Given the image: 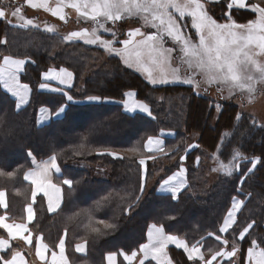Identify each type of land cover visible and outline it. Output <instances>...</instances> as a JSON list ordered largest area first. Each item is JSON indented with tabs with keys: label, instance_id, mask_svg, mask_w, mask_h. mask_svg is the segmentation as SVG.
Returning <instances> with one entry per match:
<instances>
[{
	"label": "trees",
	"instance_id": "obj_1",
	"mask_svg": "<svg viewBox=\"0 0 264 264\" xmlns=\"http://www.w3.org/2000/svg\"><path fill=\"white\" fill-rule=\"evenodd\" d=\"M226 5L222 2L213 4L218 19L226 20ZM251 14L247 10L234 9L232 18L245 23L253 19ZM189 20L185 23L188 24ZM120 23L119 29L124 30V22ZM23 29L0 18V40L6 41L0 44V58L3 55L24 56L35 61L27 64L22 75V79L33 89L26 107L17 111L15 99L0 83V170L5 173L0 175V190L7 191V211L12 218L23 217L31 194V186L23 177L25 170L32 166V158L28 155L31 151L37 159L55 154L63 170L61 178L74 182L71 191L64 186V201L57 212L50 213L44 199L39 197L32 224L34 231L52 250L57 249L60 238L66 236L67 255L72 264H106L107 253L138 250L139 245L146 242L147 229L152 223L163 225L167 233L186 239L190 245L199 242L203 246L205 260L211 259L224 246L231 251L235 242L240 248L238 260L225 258V264H243L252 239L264 247V123L260 124L257 119L248 116L237 120L239 104L232 99L222 98L217 103L210 96L197 94L191 86L182 84L152 86L141 75L126 68L117 56H111L102 66L103 51L83 41H66L62 35L29 28L26 31L30 30L47 41L64 42L65 45H60L64 47L62 53L50 54L35 46L26 50L15 46L18 48L15 51L11 49L14 47L11 46V35H30L21 34ZM51 65L73 71L75 84L65 91L82 101L69 102L62 117L37 126L40 107L47 106L56 111L66 102V98L59 93L39 90L41 74ZM112 69L114 72H111ZM129 89L137 90L140 97L148 99L152 116L127 114L118 103L95 104L87 103L85 99L89 95H98L122 100L123 93ZM175 94L186 95L183 106L172 108L169 113L166 112L167 115L163 108L154 107L156 100L153 97ZM217 104L222 111L217 110ZM201 125L206 126V130ZM162 128L173 130L174 135L167 136L166 144L173 146L175 155L185 153L191 169L197 163L196 158L204 152L215 153L212 157L218 158V169L219 161L229 164L235 151L249 159L236 161L240 168L230 176L219 170L218 177L212 179L214 183L206 186L203 193L196 189L188 192L187 189L177 199L156 191L144 194L143 190L141 193L142 166L135 152L130 154L127 151L134 148L142 150L145 139L159 134ZM192 133L199 134L196 141L199 147L189 148ZM104 150L118 152L122 156L115 158L98 154ZM253 157H260L261 162L248 172ZM172 159L174 162L168 164V171L178 166V160L175 157ZM81 163L99 165L110 175L108 178L96 177L91 170L80 167L78 164ZM155 167L157 162H148V177L152 176ZM7 173H14L15 176L8 177ZM236 196L245 199L244 206L232 229L221 233L219 228L232 198ZM253 221L255 224L245 239H236L239 231ZM94 228L99 231H93ZM216 236L227 239L229 244L224 245ZM81 242L86 243L85 254L76 250V245ZM168 252L176 264L204 262L189 260L187 253L176 246H169ZM119 264L127 263L120 258ZM144 264L156 263L148 261Z\"/></svg>",
	"mask_w": 264,
	"mask_h": 264
},
{
	"label": "snow or ice",
	"instance_id": "obj_2",
	"mask_svg": "<svg viewBox=\"0 0 264 264\" xmlns=\"http://www.w3.org/2000/svg\"><path fill=\"white\" fill-rule=\"evenodd\" d=\"M219 2V0H213ZM33 8H44L50 11L53 16L59 17L60 20L65 19L64 8L69 7L75 9L76 12L84 17L86 20L94 21L97 27L93 28L91 32L87 28H82L79 31H72L66 37L67 41L82 40L87 45H98L104 48L107 52L115 54L122 58L123 63L129 68L135 67L138 71H143L147 74V79L152 85L157 84H170V83H183L188 86H194L199 89L200 83L197 76L204 78L205 82L209 85L216 83L219 85L227 86L230 94L235 91L247 90L249 93L255 91V83L257 80L264 81V61L259 57H264V5L259 3H252L251 0H228L227 11L224 13L226 22H218L212 15L209 14L205 4L201 0H60L56 7H50L47 0H27ZM234 9L247 10L256 14L255 19L248 20L246 23H238L232 18ZM21 12L20 8H16L11 15L18 16ZM143 15L145 24H150L153 29H158L159 33L151 32L145 34L141 28L130 29L126 35L128 38L118 40L116 33L106 23L111 22L115 24L117 21H122L125 16H140ZM149 15L151 19H149ZM185 17L191 18V28L195 30L198 36V43L193 42L191 37L182 32L181 23ZM6 12L0 9V18H5ZM22 18V17H21ZM23 19V18H22ZM11 23V21H8ZM34 25L32 19H27L23 26ZM98 29H103L106 33H112L113 39H104L98 33ZM53 27H46V31L52 32ZM140 36L143 39L134 40L133 38ZM171 38L172 41L179 43L182 46L183 56L187 59L184 61L187 65V72L191 75L181 79L178 75L179 69H173L170 74L166 71V66L171 60V53L174 48H165L164 37ZM6 43L5 40H0V44ZM119 43L122 48L115 47ZM154 67H149L146 63ZM26 59L13 58L10 55L3 57L0 63V81L3 82V89L10 93L15 98V108L19 111L23 106L30 103V94L33 89L29 83L21 81V73L25 71ZM35 63V61H32ZM154 70L158 72V76L154 74ZM171 75V79H169ZM42 81L39 84V90H48L53 93H59L66 98V101H73V96L65 91V87L71 88L74 74L72 71L65 67H60L59 70L49 68L41 74ZM159 77V78H158ZM57 81L59 85L64 87H52L47 81ZM197 94L199 92L197 91ZM125 97L131 98L135 96L132 91L123 93ZM87 103H110L108 97H101L98 95H89L86 98ZM123 108L126 112H141L152 116V111L149 105L143 101L125 99L122 102ZM217 110L222 111L219 104L215 105ZM39 117L37 119V126H42V121L48 119L45 113H49L46 107L38 109ZM66 112V106L61 107L57 112L50 113L56 117H60ZM240 113L237 114L236 119H241ZM162 141L154 136H148L144 145L149 151L159 150L163 151L160 147ZM199 147V145H190L189 148ZM130 151L138 152L139 149H131ZM100 155H110L115 158H121L119 153L104 150L98 152ZM29 157L33 158L35 168L27 171L24 179L31 182L33 185L32 199L35 202L37 193H42L43 197L47 198V207L49 212H56L61 208L63 201V188L58 183H53L51 173L55 171L58 174L62 170L57 163L55 154L50 156L47 160L36 163L31 151L28 153ZM153 156H148L147 159H154ZM181 161L186 159L182 156ZM199 162V157L196 158ZM218 159V158H217ZM244 159L248 160L239 151H235L232 161L229 164L220 162L219 170L223 171L226 175H232L235 169L240 168V164L236 161ZM261 162L260 157L251 158L252 168L248 169L251 172L256 168L257 164ZM140 165H145V158L139 159ZM216 170V169H214ZM185 168L183 166L177 172L169 175L160 184V191L170 192L173 199H176L177 194L185 187ZM0 170V175H3ZM8 176L14 173H7ZM247 175V173H245ZM243 177L241 178V183ZM63 185L68 186L71 191L74 182L71 179H63ZM144 177L141 178L140 191L144 190ZM240 191V189H238ZM137 197V201H139ZM244 204L243 200L236 197L232 198L231 207L228 209L227 214L223 219V223L219 228V232L225 233L232 229L233 225L237 223L236 214ZM0 206L7 207L6 193L0 190ZM131 208V206H130ZM129 208V212H130ZM27 220L33 219L32 204L26 207ZM6 216H0V228L7 230L10 240L21 239L27 244H32V236L29 232L26 223H8ZM101 223H103L101 221ZM255 221L247 224L239 231V236L236 238L243 241L253 228ZM112 228V225H106ZM99 231V229H92ZM28 232V235L24 233ZM209 235H212L210 233ZM217 240H222L224 245H228L227 239H222L216 236ZM9 239L0 238V252H6L11 248ZM199 242L191 246L178 236L166 234L163 225L158 226L152 223L147 229V242L139 245V251L143 254L139 264H144L145 260L151 257L156 261V264H173L168 254V246L175 245L177 248H183L188 255L189 260L205 261L204 255L201 253L200 247L197 246ZM59 252L51 251V258L45 255L49 251V246L43 242L42 237L36 239V256L45 264H68L65 256V240L61 237L57 245ZM86 243L76 245L78 252H84ZM240 252L238 244L233 242L231 251H225L223 248L216 251L211 260L206 261V264H211L212 260L217 257L232 258ZM116 253L110 252L107 254L108 264H116ZM120 255L128 264L137 257V251L133 250L131 254L121 250ZM0 264H27L24 255L21 251L14 250L11 252L10 258L5 255H0ZM243 264H264V247L256 239L251 240V245L247 248V254L244 258Z\"/></svg>",
	"mask_w": 264,
	"mask_h": 264
},
{
	"label": "rangeland",
	"instance_id": "obj_3",
	"mask_svg": "<svg viewBox=\"0 0 264 264\" xmlns=\"http://www.w3.org/2000/svg\"><path fill=\"white\" fill-rule=\"evenodd\" d=\"M219 1L222 3L228 2V0H219ZM36 2H41V0H36ZM47 2H48V5L50 7L54 8L60 2V0H47ZM201 2L205 4V7L208 10L209 14L212 15L215 19H217L218 22H226V20H224L222 18L218 19L216 17L217 14H215V12L213 11V4L215 3V2H213V0H201ZM220 2H218V3H220ZM251 2L264 5V0H256V1L251 0ZM16 8H20L21 12L18 16H12L11 13ZM0 9H3L6 12V17L3 19L7 23H9L8 21H11V24H13L17 27H22V29L24 28L21 31L22 32L21 34H30V35H25V37H23L19 34L15 35V36L11 35V38H10L11 46H14L11 49H13L15 51H18L17 50L18 48H15V46L22 47L23 50H26V48H29V47L34 48V46H35L38 49L48 51V53H50V54L56 55L57 52L62 53L64 47H61L60 45H62V46L65 45L64 42L62 43V41H61L58 43H53V41H47V40L43 39L42 37H39V35L32 33L30 30L26 31L29 28H31V29L37 28L39 30L46 31V27L50 26V27H53L55 30L52 32H49V33L58 34L60 36L62 35L64 37H66L72 31H79L82 28H87L91 32V30L93 28L97 27V25L94 21H92L90 19L86 20L84 17L80 16L76 12L75 9H72L69 7L64 8V13H65V19L64 20H60L59 17L53 16L50 11H47L42 7L41 8H33L30 4L27 3V0H0ZM219 14H221V13H219ZM253 14H251V15H252L253 19H255L256 14H254V15ZM188 18L190 20H189V23L186 24L185 21ZM27 19H32L34 25H38V27L33 26V25L23 26L25 20H27ZM149 19H151L150 15H149ZM177 19H178V22L181 23L182 32L185 35L190 36L193 42L198 43V36L195 34V30L191 28V18L185 17L183 19V21H179V17L177 16ZM118 22H121V23L124 22V24L122 25L124 27V30L119 29ZM121 23H120V25H121ZM105 26L111 28L113 30V32L116 33L117 39L121 40V41L123 39L128 38L126 35L128 30L135 29L138 27L141 28V31L145 34H149L151 32H157L158 34H160L158 29H153L150 26V24H145V21L143 19V15L131 16V17L125 16L124 20L117 21L115 24L108 22V23H106ZM46 32H48V31H46ZM98 33L100 35H102L104 39H113L112 33H106L103 31V29H98ZM16 36H18V37L16 38ZM133 39L134 40H140V39H143V37L137 36ZM164 39H165V44H164L165 48H174V51L171 53V60H170L169 64L166 66V71H168L171 74L173 69H179L177 74L180 75L181 79H184L186 76L191 75V72L186 71L187 65L184 61L187 58L183 56L182 46L179 43L172 41L171 38H168L166 36L164 37ZM79 41H82V40H79ZM19 43H22V45L20 44V46H19L18 45ZM93 46H98V45H93ZM98 47L103 51V54H102L103 64H102V66L105 64V62L107 60L110 59L111 56H117L115 54H111V53L107 52L104 48H102L100 46H98ZM115 47L122 48L123 45L117 43L115 45ZM4 56H6V55H3L1 58H3ZM10 56H12V55H10ZM13 57L26 59V61H27L26 66L28 63L33 61L29 57H24V56H13ZM117 57L119 58L120 62L126 68L134 71L138 75H141L147 83L149 82L147 79V74L145 72L138 71L135 67L129 68L128 66H126L123 63V60L121 57H119V56H117ZM259 59L264 61V57H259ZM146 63L148 64L149 67H154L150 64V62L146 61ZM26 66H25V69H26ZM51 67L60 68L63 66L51 65L47 69H45L43 72H45L46 70H48ZM67 69L70 70L69 68H67ZM70 71H72V70H70ZM111 72H114V70L112 69ZM23 73H21V81L24 83H28L22 79ZM154 74L158 76V72L156 70H154ZM168 78L171 79L172 78L171 75H169ZM197 80L200 83V87H199V89H195L194 86H191L192 91H194L196 93L198 91L199 94H205L207 96H210L217 103L219 102V99H222V98L223 99H232L233 101L236 102V104H239L238 112L240 114H242L241 118L243 116L254 117L255 119H257L259 121L260 124L264 123V81L257 80L255 83V91H253L251 93H249L245 89L243 91H235V92L230 94L227 86L219 85L216 83L209 85L205 82L204 78L199 77V76H197ZM74 84H75V80H74ZM172 84L186 85L183 83H170V84H163V85H161V84L152 85L151 84V85L152 86H168V85H172ZM29 85H30V87H32L30 83H29ZM56 87H61V86H56ZM68 89H70V88H68ZM68 89H65V90L67 91ZM127 91L134 92L135 96H133L131 98L124 96L122 100L110 99L111 101H114V102H110V103L121 104L123 111L127 114H136V113L145 114V113L141 112L140 110H136L135 112H126L123 108L122 103H121L125 99L143 101L149 105V108L151 110V104L149 103V101H147L148 99L146 100V99L140 97L137 90L129 89ZM68 94H70V93H68ZM31 95H32V93H31ZM185 97H186V95H185ZM185 97H184V95H181V94H175V95H171V96L164 95L163 97L155 96L153 98L156 100V106H154V105L153 106L159 110H161V108H163L164 113L166 114V112L169 113L172 108L177 109V108L183 106L182 103H183ZM30 99H31V97H30ZM77 101H82V100H79V99L77 100L73 96V101H71V102H77ZM68 103L69 102L66 101L65 103L60 105V107L58 109L66 106V110H67ZM162 104L164 105L163 107H162ZM24 107H26V106H24ZM24 107H22V108H24ZM64 114H62L60 117H62ZM145 115H147V114H145ZM38 117H39V112H38ZM38 117H37V119H38ZM53 118H56V116ZM51 120H49L45 123H42V125L49 123ZM201 127L203 130H204V128L206 130V126L201 125ZM172 131L173 130H169V128L168 129L162 128L159 131V134L151 135V136H154V137L162 140L163 145H161V148L163 149V151H159V150L149 151L147 148H145L144 145L147 141V138H148L147 137L143 143V149L142 150L140 149L138 152H135V155H137L139 157V159L145 158V165H141L142 166V177H144V184H145V186H144L145 193L144 194H149L151 191H156L159 194L172 196L170 192L160 191L159 187H160V184L162 183V181L164 179H167V177L169 175H172L174 172H177L181 166H183L186 170L185 176H184L185 187L183 189H181V191L177 194L176 199L178 197H180L181 193L187 189H188V192H191V191L193 192L194 191L193 189H196V191H199V193H201V192L203 193L206 189V186L214 183L212 181V179L214 177H218V173H219V169L217 168L218 159H216V157H212L215 153L211 154L208 152H204L203 155L201 157H199L200 158L199 162H197L196 165H194L193 169H191V167H189L188 163L186 162V159H184L183 161H181V159H180L182 156H185V153L184 154L180 153L178 155H175L176 154L175 151L172 150L173 146L166 144L167 136L174 135V133ZM198 136H199L198 133H192L191 136L189 137L188 145L189 146L190 145H198L196 142L198 139ZM144 151L146 153L145 155H144ZM127 152L130 154H133L131 151H127ZM218 152L219 151H217L216 153H218ZM116 153H118V152H116ZM119 154H120V156H122L121 153H119ZM148 156H153L155 158L154 159H147ZM33 157H34V155H33ZM174 157L178 160V161L175 160L176 164L178 162V166L174 167L173 170L171 169L172 171L171 170L168 171L167 166H168V164H171L170 162H172V161L174 162V159H172ZM229 157H231V156H229ZM46 158H48V157H46ZM46 158L37 159L36 157H34V159L37 161H41V160H44ZM149 161H152L153 163L157 162V168L155 167V169L152 170V173H153L152 176L148 177V175H147V164ZM57 162H58V164L62 170V167L60 165L58 157H57ZM219 162H221V161H219ZM78 165L80 167L91 170L94 173L93 175L96 177L108 178V176L110 175L107 172L108 171L107 169L102 168L101 166L98 167L99 165H91L88 163H81ZM200 165H201V168H198V166L200 167ZM32 166H33V158H32ZM30 168H28V169H30ZM251 168H252V166H251ZM214 169H216V170H214ZM27 170H25L23 177H24L25 173L27 172ZM62 174H63V170H62L61 174L55 176V181H56V183L60 184L61 187L63 188V201H64V186H66V185H63V183H62L63 179H65V178H61ZM14 176H15V174L12 176H8V177H14ZM26 181L31 186V194L28 196V202L25 205L24 211H26V207L28 204H32L34 207L35 217H36V206L35 205H36L38 198L42 197L44 199L46 207H47V198L43 197V194H39L36 196L35 202L33 203L32 202L33 185L28 180H26ZM6 199H7V208L3 209L2 206H0V214H3L4 210L8 213L7 210H8L9 202H8V194L7 193H6ZM243 200L245 203L244 198H243ZM63 201H62V204H63ZM62 204H61V206H62ZM242 208H241V210H242ZM180 239L187 242L186 239H182V238H180ZM188 245H189V243H188ZM170 246H175V245H170ZM234 258H235V260H238V254ZM34 264H40V263L38 261H35ZM224 264H225V262H224ZM227 264H229V263H227Z\"/></svg>",
	"mask_w": 264,
	"mask_h": 264
},
{
	"label": "crops",
	"instance_id": "obj_4",
	"mask_svg": "<svg viewBox=\"0 0 264 264\" xmlns=\"http://www.w3.org/2000/svg\"><path fill=\"white\" fill-rule=\"evenodd\" d=\"M13 57V56H12ZM13 58H17V57H13ZM2 61H3V58H0V63H2ZM51 68H53V67H51ZM55 69H57V70H59V68H55ZM47 71V70H46ZM21 75V74H20ZM74 80H75V77H74V79H73V83H72V86H73V84H74ZM52 87H56V86H61V85H59L58 84V82L57 81H47ZM0 83L2 84V86H3V82L2 81H0ZM61 87H64V86H61ZM65 89H68L67 87H65ZM44 91H48V90H44ZM30 97H31V94H30ZM24 107V106H23ZM43 107H46L47 109H49V113H45V115H47L48 116V119L47 120H45V121H42V123H45V122H47V121H49V120H51L53 117H55L54 115H50V113H55V112H57L59 109H57L55 112L54 111H52L51 110V108H49V107H47V106H43ZM40 115V114H39ZM162 141V140H161ZM161 145H163V144H161ZM161 147V146H160ZM49 158V157H48ZM48 158H46V159H44V160H47ZM36 161V163H39V162H41V161H43V160H41V161H37V160H35ZM58 163V162H57ZM35 168V164L33 163V166L30 168V169H28L27 171H29V170H31V169H34ZM56 175H59L58 173H56L55 171H53L52 173H51V178H52V182L53 183H56V181H55V176ZM30 182V181H29ZM5 193H6V191L5 190H3ZM39 194H42V193H37V195H39ZM236 198H238V199H240V200H243V198L242 197H239V196H236ZM244 201V200H243ZM32 202H33V199H32ZM6 203H7V199H6ZM34 203V202H33ZM232 204V203H231ZM244 205V204H243ZM243 205H242V207H243ZM32 207H33V205H32ZM231 207V206H230ZM241 207V208H242ZM3 209H6L5 207H2ZM48 208V207H47ZM241 211V209L237 212V214H236V221H237V217H238V214H239V212ZM33 213H34V215H33V219L31 220V221H28L27 220V213H26V211H25V213H24V215H23V217H21V218H19V219H14V218H12L11 216H10V214L9 213H7L5 210H4V212H3V214H0V216H6L7 217V220H6V222H8V223H14V224H19V223H26L27 224V226H28V229H29V232L31 233V236H32V244H27L25 241H23V240H21V239H16V240H10V238L8 237V234H7V230H5V229H3V228H0V231H1V233H0V238H4V239H9L10 240V244H11V248L10 249H8L6 252H0V255H5L6 256V258H10V256H11V252L12 251H14V250H18V251H21L22 253H23V255H24V258H25V261L27 262V264H34V262L35 261H38L40 264H45V262H42L40 259H39V257L38 256H36V250H35V245H36V239H37V237H42L41 235H39L37 232H35L34 231V229L32 228V224H33V222H34V219H35V211H34V207H33ZM51 213H53V212H51ZM159 226V225H158ZM234 226V225H233ZM4 232V233H3ZM165 233L166 234H169V233H167L166 231H165ZM25 235H28L29 233L28 232H26V233H24ZM173 235V234H172ZM43 238V237H42ZM179 238H182V237H179ZM182 239H184V238H182ZM64 240H65V256H66V258H67V261H68V264H72L71 263V261H70V259H69V257H68V255H67V246H66V236H64ZM43 242L44 243H46L45 241H44V239H43ZM146 242H147V240H146ZM145 242V243H146ZM81 243H85V242H81ZM81 243H78V244H81ZM47 244V243H46ZM48 245V244H47ZM190 245V244H189ZM49 246V245H48ZM170 246V245H169ZM169 246H168V248H169ZM191 246V245H190ZM197 246L198 247H200V250H201V253L203 254V246L202 245H199V244H197ZM224 250L225 251H228L227 250V247L226 246H224ZM51 251H53L51 248H50V246H49V251H47L46 253H45V255L49 258V260H50V258H51ZM54 251H56L57 253L59 252V248L57 247V249H55ZM86 251H87V246H86V248H85V251L84 252H79V253H81V254H85L86 253ZM135 251H137V257L132 261V264H139V262H140V259L141 258H143V254L139 251V249L138 250H135ZM116 253V252H115ZM127 253V252H126ZM108 254V253H107ZM117 255H116V264H119V261H120V258L125 262V263H127L128 264V262L126 261V260H124V258H123V256L122 255H120V252H117L116 253ZM128 254H131V253H128ZM168 254H169V252H168ZM204 255V254H203ZM106 257H107V255H106ZM169 257L171 258V256H170V254H169ZM36 259V260H35ZM224 259L225 258H221V257H217L215 260H212L211 261V264H222L223 263V261H224ZM227 259V258H226ZM171 260H172V258H171ZM209 260H211V259H209ZM148 261H151V262H155L156 263V261H154V260H152L151 259V257H149L147 260H145V262L144 263H146V262H148ZM206 261H208V260H205L204 262H203V264H206ZM172 262H173V264H176L173 260H172ZM225 262V261H224ZM106 263L108 264V262H107V259H106Z\"/></svg>",
	"mask_w": 264,
	"mask_h": 264
}]
</instances>
